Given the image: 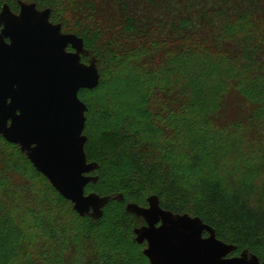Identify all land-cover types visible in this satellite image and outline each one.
<instances>
[{
  "label": "trees",
  "instance_id": "obj_1",
  "mask_svg": "<svg viewBox=\"0 0 264 264\" xmlns=\"http://www.w3.org/2000/svg\"><path fill=\"white\" fill-rule=\"evenodd\" d=\"M19 1L35 3L39 10L50 9V22L60 24L63 33L69 26V14L81 13L86 6L97 14L89 27L80 26L67 33L82 38L90 57L97 60L100 74L99 86L93 90L81 89L78 97L88 110L83 131L87 138L84 145L87 162L98 164V169L91 173L98 176V181L88 184L85 193L110 197L103 216L93 220L77 215L72 204L34 169L18 146L0 136V178L13 180L17 175L25 178L27 173L29 179L38 177L45 183L47 204L41 206L49 220L43 221L42 228L48 234L43 231V235L59 247L62 245L57 232L71 238L67 225L61 230L64 219L59 210L65 209L83 225L68 256L62 257L53 249L45 250L39 254L40 264H128L124 250L112 254L105 250L114 249L111 245L119 247L121 242L136 246L138 256L147 262L139 246L143 244H137L133 234L138 227L134 221L144 222L129 214L126 204L147 206L146 200L152 195L158 198L162 209L174 215L200 218L214 230L217 239L236 247L230 256L248 251L264 263V130L260 129L264 125V106L249 107L252 99L246 95L263 92L258 89L260 77L264 76V0H0V11L7 4L17 13ZM105 5L112 6L117 13L110 22L103 16ZM239 26L242 28L236 36L234 28ZM155 32L167 38L171 34L193 35V46L208 53L211 74L213 70H222L225 76L217 75L212 82L213 88L220 84L222 91L213 99L214 111L209 118L216 126L219 125L214 119L218 122L228 119L232 123L230 133L209 134L200 120H191L185 130L191 138L180 141L163 135L164 123L172 124L175 111L165 112L164 122L158 118L157 111L153 113L157 107L151 105L152 91L165 92L158 82L161 69L160 62L154 59L155 52L152 58L144 55L139 62L145 69L140 84L148 89L140 104L146 108L130 113L102 107L111 97L108 92L122 61L141 45L144 52L148 45L159 50L158 44L166 41L159 39L160 35L152 40ZM209 53L220 58L212 59ZM190 71L189 77L197 78V67ZM202 115L204 111L192 117L199 119ZM254 142L260 146L257 155L247 152L246 146ZM206 159L211 164L209 167ZM18 187L17 192L24 193L25 202L33 201L24 183ZM118 195L123 196L122 202L115 199ZM9 224L5 210L0 209L3 232L0 242L10 248L9 258L16 263L22 258V264H35L33 255L28 254L32 247L28 235L23 236L22 232L20 235Z\"/></svg>",
  "mask_w": 264,
  "mask_h": 264
},
{
  "label": "water",
  "instance_id": "obj_2",
  "mask_svg": "<svg viewBox=\"0 0 264 264\" xmlns=\"http://www.w3.org/2000/svg\"><path fill=\"white\" fill-rule=\"evenodd\" d=\"M18 7L14 13L4 4L0 11V136L18 146L80 217L98 220L110 197L85 193L98 181L91 175L98 164L87 162L88 110L78 97L101 83L97 60L82 38L50 22V9L22 1ZM146 204L128 203L126 211L144 221L133 234L137 244L147 245L143 254L150 264H264L248 251L230 256L236 247L217 239L200 218L174 215L154 195Z\"/></svg>",
  "mask_w": 264,
  "mask_h": 264
},
{
  "label": "rangeland",
  "instance_id": "obj_3",
  "mask_svg": "<svg viewBox=\"0 0 264 264\" xmlns=\"http://www.w3.org/2000/svg\"><path fill=\"white\" fill-rule=\"evenodd\" d=\"M86 7H83V11H81V13L79 12L76 15H68L69 26L64 28L66 33L70 30L79 29L80 26H83L84 28L89 27L93 23L92 21L97 19V14L87 10ZM102 10L105 13L103 16L106 22H110L112 18L115 19L117 13H114L112 6L105 5L103 6ZM107 25L108 24H106V26ZM229 26L233 25L231 24ZM240 28L242 27L239 26L234 28V31H236V36L240 32ZM241 32H243V30H241ZM158 35H160L158 32H155L154 34L152 33V40L155 41V38H157ZM168 38L167 36L163 37V35H160L159 39H165L166 41H162L163 43L158 44L159 50H155L152 45H148L144 52L142 51L143 49H141L143 45H141V47L134 50V54L129 55L127 60L122 61V64L119 65L120 69L117 67V71L115 73L116 77L113 78L115 81L113 80L114 83L110 86V92H108L110 93L111 97L103 102L104 105L102 107H106L105 109L109 108L111 111L113 109L119 108L121 112L130 113L138 111V108L140 110L146 108L145 106L142 107L140 104L143 93L148 92V89H145L146 87L140 84V76L145 72V69L141 67L139 62L143 61L144 55L152 58V54L155 52L156 54H154V59L155 61L160 62L159 69H161L159 71L160 73L157 75L160 77L158 78V82H161L163 85L162 90H165L166 93L155 89L152 91L153 95H151V105H153L154 108L157 107V109H153V113L157 111L158 118L164 122L166 121V119H164L165 112L170 110L175 111V117L171 120L172 124L168 121V124H166V122L164 123L167 127H164V131H162L163 135L180 141H185V138L186 140L191 138V134L185 133L186 127L189 126L188 122L191 120L193 122L200 120L203 130H208L209 134H212L216 131L223 132L219 136L230 133V127L232 123L228 119H226L225 122H218L217 119H214V123L219 125L216 126L212 124L213 122L211 121L213 120H210L209 118L214 111L213 108L215 105L212 104L213 99L215 100L216 93L222 91L220 84L213 88L215 84L212 85V82L217 75H222L223 77L225 76L222 73V70L218 72L212 69L213 73L211 74L209 69V67H211L209 64L211 61H209V57H207L208 53H205L204 49H196L193 46V40L195 38L193 35H188L186 33L171 34L168 35ZM145 44L146 43H144V45ZM175 48H178V51ZM140 49L142 53L139 52ZM138 54L141 56L139 57ZM209 55H211L210 58L212 59L213 57L216 59L220 58L219 55H215L214 53H209ZM196 67L197 78L189 77L191 74L190 70L195 69ZM187 78L189 79L187 80ZM259 83L261 84V87L258 90L263 91L262 94H259L260 91H254L252 95L251 93H246L247 96H251L248 98L252 99L249 107H251V105L259 107L260 104L264 106V76L260 77ZM229 87L230 84L228 88ZM100 103L102 104V101ZM194 103H196L197 106L193 107L192 104ZM203 111L204 115L199 117V119L192 117L197 115V113H203ZM178 113L181 115L178 116ZM260 129L264 130V125H262ZM180 131H183L184 133H180ZM177 133L178 138L176 136ZM258 144V142H254L246 146L247 152L257 155L260 147ZM206 164L208 167L211 165L208 159H206ZM27 176L29 177V175L26 173L25 178L24 176L20 175H17L13 180L8 178H0V209L3 208L5 210L6 216L8 217V222L10 223L9 226L15 227L20 232V235L22 233L23 236L28 235L27 241H29L30 245H32L31 249L28 251V254L30 256L33 255V263L36 262L40 264L39 254L49 249H53V252L57 251L56 253L62 255V257L68 256L72 251V246L76 245V239L74 238H77L79 235L78 233L83 226L82 222L78 221L73 215L65 211V209L59 210V212H61L62 219H64V221L61 222V230L66 229L67 225V229L71 230L72 234L70 233V235L72 236H70L71 238L67 239V236H63L62 232H57L56 236L58 238V242L60 240L62 246H55L54 241L51 242V240L47 239L46 235L48 234L45 227L44 229L42 228L44 223L43 221L47 222V220H49V217L45 215L44 208L41 206V203H43V205L47 204L46 198L48 197H46L47 195L43 187V185L45 186V183L40 181L41 178L31 177V179H29ZM22 182L25 184L26 188L30 189L31 191V197L33 201H28L29 203L26 201L28 204H26L24 201V193L18 194L17 192L20 189L18 184L23 185ZM134 223H136L138 227L142 225L139 220L134 221ZM4 230H6L5 227ZM43 231H46L45 236L43 235L45 234ZM10 232L13 233V230ZM2 234L3 232L0 231V235ZM1 237L2 239L7 238V236ZM99 244H101V240L99 241ZM139 246L141 250H143L147 245L144 243L143 245ZM110 247L114 249H105L110 254L116 250H124L127 256L126 259L128 260V264H149L148 261L146 262L143 258L138 256V248L134 245L128 246L127 244L121 242L119 247L118 245H111ZM9 251L10 248L7 246V244L0 242V264L23 263L22 258L21 261L18 259L17 263L14 259L9 258ZM50 253L52 254V252Z\"/></svg>",
  "mask_w": 264,
  "mask_h": 264
},
{
  "label": "flooded vegetation",
  "instance_id": "obj_4",
  "mask_svg": "<svg viewBox=\"0 0 264 264\" xmlns=\"http://www.w3.org/2000/svg\"><path fill=\"white\" fill-rule=\"evenodd\" d=\"M68 50H71V49H68ZM87 61H88L87 59L82 58V62H83V63H87ZM143 222H144V221H143ZM142 225H143V224H142ZM159 225H160V223L157 224V226H159Z\"/></svg>",
  "mask_w": 264,
  "mask_h": 264
},
{
  "label": "snow or ice",
  "instance_id": "obj_5",
  "mask_svg": "<svg viewBox=\"0 0 264 264\" xmlns=\"http://www.w3.org/2000/svg\"><path fill=\"white\" fill-rule=\"evenodd\" d=\"M65 58H66L67 60H69V61L71 60V57H65ZM77 70H79V69H77Z\"/></svg>",
  "mask_w": 264,
  "mask_h": 264
}]
</instances>
